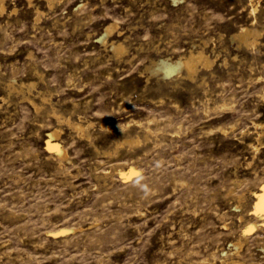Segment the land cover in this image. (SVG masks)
Segmentation results:
<instances>
[{
    "label": "rangeland",
    "instance_id": "obj_1",
    "mask_svg": "<svg viewBox=\"0 0 264 264\" xmlns=\"http://www.w3.org/2000/svg\"><path fill=\"white\" fill-rule=\"evenodd\" d=\"M4 1L0 264H264V0Z\"/></svg>",
    "mask_w": 264,
    "mask_h": 264
},
{
    "label": "bare ground",
    "instance_id": "obj_2",
    "mask_svg": "<svg viewBox=\"0 0 264 264\" xmlns=\"http://www.w3.org/2000/svg\"><path fill=\"white\" fill-rule=\"evenodd\" d=\"M25 1H27V4L29 5L30 3H32V0H25ZM24 1V2H25ZM45 1V0H44ZM47 2H48V4H49V6L48 7H53V5L55 4V2H60V0H46ZM252 1V0H251ZM255 2V1H254ZM254 2H251V3H254ZM250 3V4H251ZM15 4H17V3H15ZM20 4V3H19ZM35 4V3H34ZM47 4V5H48ZM255 4V3H254ZM18 5V4H17ZM22 5V4H21ZM31 6V5H30ZM254 6V5H253ZM35 7V6H34ZM13 8H15L14 6H13ZM17 8V7H16ZM15 8V9H16ZM55 8V7H54ZM250 8H253L252 7V4H251V6H250ZM255 8H257V7H255ZM255 8H254V10H255ZM5 9H6V6H5V1L4 0H0V13H3L4 11H5ZM14 9V10H15ZM36 9V8H35ZM14 10H12L11 11V13L14 11ZM40 10V9H39ZM52 10V9H51ZM253 10V11H254ZM8 11V10H7ZM17 11V10H16ZM37 11H38V9H37ZM256 11V10H255ZM40 12V11H39ZM251 12H252V10H251ZM6 13V12H5ZM10 13V14H11ZM14 13V12H13ZM37 13V12H36ZM41 13V15H42V12H40ZM16 14V13H15ZM4 15V14H3ZM13 15V14H12ZM254 15V14H253ZM7 16V15H6ZM2 17V16H1ZM4 17V16H3ZM3 17H2V20H3ZM37 17V16H36ZM41 16H40V14H39V16H38V19L40 18ZM4 18H6V17H4ZM9 18V17H8ZM42 18V17H41ZM38 19H36V21H39ZM254 20V19H253ZM10 21V20H9ZM254 21H256V20H254ZM0 23H1V21H0ZM6 25L8 24L9 25V23H5ZM2 26V25H1ZM7 27H9V26H7ZM115 27L114 26H112V27H109V28H107V30H106V34L107 35H109L110 33H112V31H113V29H114ZM1 29V28H0ZM3 29H4V26H3ZM7 29V28H6ZM245 29V28H244ZM256 34V31L255 30H253V29H245V30H243V31H241L240 33H238L237 35H235L236 37H238V39H240V41H242L244 44H248L249 43V41H251V39H250V37L251 36H253V35H255ZM252 39H253V37H251ZM252 42V41H251ZM253 43V42H252ZM116 45V44H115ZM112 47L114 48V51H116L117 53H120V54H122L121 52H124L123 51V46L122 45H120V44H118L117 46H114V44H112ZM123 55V54H122ZM213 64V62L211 61V59L207 56V54L205 53V51L204 50H197V51H191V52H189V54H187L186 56H183V57H180V58H178V59H176V60H169V59H160L156 64H155V70L157 71V72H163V74H164V77L165 76H170L171 74H173V73H175V72H179L181 69H185L187 72H188V74H189V76L192 78V76H193V74L194 73H196L197 72V70H198V66L199 65H201V66H203V67H210L211 65ZM200 67V66H199ZM197 76V75H196ZM195 77V76H194ZM193 77V78H194ZM23 84V83H22ZM15 85V84H14ZM14 85H13V88L12 89H14ZM9 86V85H8ZM20 86H22V85H20ZM23 86H25V85H23ZM28 87V86H27ZM32 87H33V85H32ZM35 87V86H34ZM11 89V88H10ZM11 89V90H12ZM30 89V88H29ZM20 90V89H19ZM42 94V93H41ZM39 96H40V94H39ZM25 97V96H24ZM29 97V96H28ZM31 97V96H30ZM44 97V96H43ZM28 99V98H27ZM29 100H30V98H29ZM48 100V99H47ZM33 102V101H32ZM31 102V103H32ZM34 102H36L35 100H34ZM46 102V101H45ZM49 102V101H48ZM38 103H39V101H38ZM41 103V102H40ZM33 105H34V108L36 109V110H38L39 108H38V106L36 105L37 103H32ZM41 106H42V104H41ZM40 106V107H41ZM51 109V108H50ZM36 110H35V112H36ZM53 110H54V108H53ZM52 110V111H53ZM60 113V112H59ZM56 114V113H55ZM54 115V114H53ZM59 115V114H58ZM58 115H57V121L59 122H61V120L63 119V117L61 118V116H62V114H61V116L59 115V117H58ZM37 116V115H36ZM70 117V116H69ZM56 118V117H55ZM64 118H66L65 117V115H64ZM67 119V118H66ZM69 120H65L66 122H67V124L70 126H68V128H73L74 129V131L75 132H78L79 134H81V135H85V137H86V134H87V130H86V128L87 127H85L84 128V126L82 125V124H80V123H71V119H72V116H71V119L70 118H68ZM73 120V119H72ZM62 121H64V119L62 120ZM57 122V123H58ZM85 122H87V121H85ZM63 123V122H62ZM92 123V122H91ZM85 124H87V123H85ZM89 125H91L90 123H88ZM260 126V125H259ZM104 127V126H103ZM71 128V129H72ZM89 128V127H88ZM87 128V129H88ZM92 130V129H91ZM90 131H88V133H89ZM91 133V132H90ZM59 134L60 133H58V131H55L54 133H52L51 135H50V137H49V140H48V143H47V147L49 148V152L51 153V151L53 150L54 152H56L57 153V156H59L60 158H63V159H67V155H68V153H67V150H65L58 142H55L54 140V138H57V137H59ZM79 134H77V133H75V135H78L79 136ZM93 135V134H92ZM91 136V135H90ZM79 137H81V136H79ZM82 138V137H81ZM84 138V137H83ZM88 138H91V137H88ZM86 139V138H85ZM140 140V139H139ZM139 140H132V139H130V140H127V143L129 144H132V143H139L140 141ZM125 143H126V141H125ZM124 143V144H125ZM118 147L120 148V146L118 145ZM118 149V148H117ZM51 150V151H50ZM119 150V149H118ZM52 151V152H53ZM55 154V153H54ZM56 156V157H57ZM69 160V159H68ZM58 162V161H57ZM63 162V161H62ZM59 163V162H58ZM57 163V164H58ZM61 163V162H60ZM60 166V165H59ZM137 173V171L134 169V168H131L130 169V171L126 174V173H123V175H124V177H125V179L126 178H130L131 177V175H133V174H136ZM106 176V175H105ZM123 177V178H124ZM262 186H263V184H262ZM255 194V193H254ZM255 196H256V194H255ZM257 203L255 204V208H256V206H257V210L258 211H263V213H264V186L263 187H261V192H260V194L257 196V201H256ZM255 203V202H254ZM255 212V211H254ZM257 213V212H256ZM257 215V214H256ZM261 217V216H260ZM259 218V217H258ZM242 222V221H241ZM253 224V223H252ZM259 224V223H258ZM253 225H256V224H253ZM247 227H248V225L246 226V229H247ZM250 227V226H249ZM253 227L254 226H252V227H250L251 229H253ZM228 228V227H227ZM231 229V228H230ZM245 228H244V230H246ZM249 229V228H248ZM248 229H247V231H248ZM256 229H257V226H256ZM259 229V228H258ZM242 230V229H241ZM250 231V230H249ZM249 231H248V233H249ZM252 231V230H251ZM250 231V232H251ZM254 231V230H253ZM260 231H262V230H260ZM241 233V232H240ZM239 233V235L240 236H242V234H240ZM242 233H243V231H242ZM243 234H245V233H243ZM242 238H244V237H242ZM241 238V239H242ZM246 238V237H245ZM247 239V238H246ZM240 241V240H239ZM242 241H244L245 242V240H242ZM263 241V240H262ZM237 242V241H236ZM239 243V242H238ZM241 243H243V242H241ZM264 244V243H263ZM242 245V244H241ZM239 246H240V243L239 244H236L235 245V247H236V249L237 248H239ZM244 246V245H243ZM261 246H264V245H261ZM233 247V246H232ZM249 247V246H248ZM262 248V247H261ZM235 249V250H236ZM242 249V248H241ZM246 249V248H245ZM249 249V248H248ZM247 250V249H246ZM251 250V249H250ZM245 251V250H244ZM241 252V251H240ZM239 252V253H240ZM253 252V251H252ZM261 252H263V251H261ZM225 253V252H224ZM231 253V252H230ZM237 253V252H236ZM238 253V254H239ZM257 253V252H256ZM228 254V253H227ZM232 254H233V252H232ZM232 254H231V256H232ZM237 254V255H238ZM252 254H255V253H252ZM251 254V255H252ZM264 254V253H263ZM213 255V254H212ZM230 255V254H229ZM228 255V256H229ZM241 255V254H240ZM262 255V254H261ZM260 255V256H261ZM219 256H220V254H219ZM221 256H224V255H221ZM220 256V257H221ZM227 256V255H226ZM233 256H236V255H233ZM243 253H242V257L241 258H243ZM255 256H256V254H255ZM238 257H239V255H238ZM257 257V256H256ZM209 258V257H208ZM213 258V257H212ZM232 258V257H231ZM247 258V257H246ZM250 258V257H249ZM264 258V257H263ZM224 260H225V258H223ZM222 259V260H223ZM232 259H234V258H232ZM245 259V258H244ZM208 260V259H207ZM217 260V259H216ZM228 260L229 259H226V261L228 262ZM231 260V259H230ZM240 260V259H239ZM242 260V259H241ZM205 262H206V260H205ZM204 262V263H205ZM230 262H233V261H230ZM246 262V261H245ZM202 263V262H201ZM203 263V264H204ZM216 263V262H215ZM208 264H209V262H208ZM220 264V263H219ZM223 264V263H222ZM227 264V263H226ZM242 264V263H241ZM248 264V263H247Z\"/></svg>",
    "mask_w": 264,
    "mask_h": 264
}]
</instances>
